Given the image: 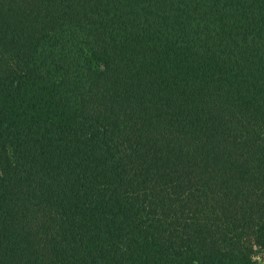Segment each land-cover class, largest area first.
I'll list each match as a JSON object with an SVG mask.
<instances>
[{
	"label": "trees",
	"instance_id": "16d2710c",
	"mask_svg": "<svg viewBox=\"0 0 264 264\" xmlns=\"http://www.w3.org/2000/svg\"><path fill=\"white\" fill-rule=\"evenodd\" d=\"M0 264H264V0H0Z\"/></svg>",
	"mask_w": 264,
	"mask_h": 264
}]
</instances>
